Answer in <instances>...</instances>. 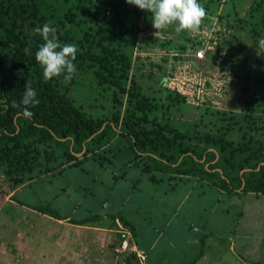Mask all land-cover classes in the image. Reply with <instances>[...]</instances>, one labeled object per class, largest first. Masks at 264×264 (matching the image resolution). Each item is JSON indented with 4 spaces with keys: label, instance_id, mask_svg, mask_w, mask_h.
Returning <instances> with one entry per match:
<instances>
[{
    "label": "rangeland",
    "instance_id": "obj_1",
    "mask_svg": "<svg viewBox=\"0 0 264 264\" xmlns=\"http://www.w3.org/2000/svg\"><path fill=\"white\" fill-rule=\"evenodd\" d=\"M198 2L206 17L195 33L177 32L176 25L156 30L151 13L145 11L132 18L137 44L126 48L131 57L127 87L137 86L153 105L149 126L158 123L197 134L233 128L228 138L235 143L264 144V88L255 81L256 59L264 54L259 45L264 38V0ZM53 10L62 15L60 5ZM92 17L83 18L96 31L101 19ZM85 31L78 29V39ZM199 51L204 58L197 56ZM75 65L70 80L58 78L60 89L92 117L114 123L119 115L122 127L130 113L128 97L122 98L123 105L116 102L117 91L99 82L98 65ZM52 147L40 168L21 176L19 186L0 168V264H148L147 253L140 251L144 248L152 263L182 261L192 256L186 246L171 252L169 244L176 239L180 244L189 225L195 227L188 232L192 234L209 222L214 208L231 212L211 219L215 230L243 221V227L256 231L264 251V205L252 203L250 196L224 192L219 202L216 188L194 177L157 175L154 182L140 168L127 167L129 145L114 133L70 164ZM51 168L54 171L47 173ZM39 206L64 219L95 221L76 227L71 219L56 221L32 209ZM243 208L245 215L236 216ZM122 231L129 233L127 251L120 248ZM149 246H154L152 252ZM263 251L259 249L260 257ZM219 255V249L211 251L206 263H215Z\"/></svg>",
    "mask_w": 264,
    "mask_h": 264
},
{
    "label": "trees",
    "instance_id": "obj_2",
    "mask_svg": "<svg viewBox=\"0 0 264 264\" xmlns=\"http://www.w3.org/2000/svg\"><path fill=\"white\" fill-rule=\"evenodd\" d=\"M59 5L61 16L53 10ZM90 14L101 19L96 22V31L83 18ZM142 14L126 0H0V168L19 186L23 183L21 176L42 166V158L48 157L52 145L70 164L77 155L92 145L104 144L114 133L129 145L132 157L127 167L140 168L154 182L157 175L194 177L229 195H264L263 143L237 144L228 138L233 128L226 133L197 134L158 123L149 126L153 105L137 86L128 88L126 84L131 66L126 48L137 44L132 18ZM49 22L61 43L82 47L78 48L75 64L98 65L99 82L117 91L116 102L123 105L122 98L128 97L130 113L122 127L119 115L113 117L114 123L92 117L60 89L58 78L43 79V70L35 60V51L43 40L32 30ZM78 29L86 30L81 39ZM25 48H30V54ZM256 68L255 81L264 88V54L257 57ZM26 82L39 99L36 106H28L30 115H25L20 105ZM230 122L239 124L234 119ZM32 209L55 220H66L46 206ZM71 221L85 226L95 219ZM134 258L137 260V255Z\"/></svg>",
    "mask_w": 264,
    "mask_h": 264
},
{
    "label": "clouds",
    "instance_id": "obj_3",
    "mask_svg": "<svg viewBox=\"0 0 264 264\" xmlns=\"http://www.w3.org/2000/svg\"><path fill=\"white\" fill-rule=\"evenodd\" d=\"M129 5L151 13L152 26L156 30L166 29L176 25V31L198 32L206 17L205 8L198 0H126ZM38 34L43 43L35 51V60L42 68L45 81L59 78L70 80L76 73L74 63L79 51L75 44L61 43L57 36L56 28L49 22L32 30ZM259 45L264 48V38L259 40ZM25 53L30 54V48H25ZM20 105L25 115H30L28 106H36L39 99L36 90L26 82ZM15 103V102H14Z\"/></svg>",
    "mask_w": 264,
    "mask_h": 264
},
{
    "label": "crops",
    "instance_id": "obj_4",
    "mask_svg": "<svg viewBox=\"0 0 264 264\" xmlns=\"http://www.w3.org/2000/svg\"><path fill=\"white\" fill-rule=\"evenodd\" d=\"M216 190L218 192L217 200L220 202L224 192L218 188H216ZM233 196L240 197L242 195ZM246 196H250L249 200L251 199L250 201H252V203H260V205H264V195L247 194ZM217 214H223L224 216L228 217L231 212L230 210L226 209L217 210V208H214L210 213V216L208 217L209 222H207L205 225L203 224L202 227H196L198 228L197 231L193 232L192 234H188V232H192L195 227L194 225H189L187 234L180 238V244L176 239L174 241H171V243L169 244V248L171 252L174 250L176 252L178 251V249L182 248V246L180 247V245H185L186 247L183 248H186V251H188V253H191L192 256H190V258H188V256H184L185 260L181 261L180 259H175L174 263L169 261L170 263L168 264H207L206 262L208 261L210 252L214 251L215 249H219L220 255L218 259H216V262L212 264H264V251L258 246L260 240L255 235L256 231L248 227H243V221H239L236 227H231L228 230H215V228L212 227L214 223H212L211 219ZM235 214H238L236 216H244V208L242 212L236 211ZM67 219L71 218H66V220ZM77 226L78 225H76V227ZM225 228H227V225L225 226ZM245 228L247 229L245 230ZM256 229L259 230L258 228ZM220 235H222V238ZM262 237L264 239V234L262 235ZM237 244L239 245L238 250ZM139 245L140 244L138 243V246H136L137 250ZM145 247H147V245ZM149 247L150 251L154 249V246ZM259 249L263 251V254L261 253V257L259 256ZM140 251L147 253L146 256L148 259V264H156L150 261L149 251L147 248L140 249Z\"/></svg>",
    "mask_w": 264,
    "mask_h": 264
},
{
    "label": "built area",
    "instance_id": "obj_5",
    "mask_svg": "<svg viewBox=\"0 0 264 264\" xmlns=\"http://www.w3.org/2000/svg\"><path fill=\"white\" fill-rule=\"evenodd\" d=\"M204 52H202V51H199L198 52V54H197V56L199 57V58H204ZM121 249L123 250V251H127V250H129L130 248V244H129V233H127V231H122L121 233Z\"/></svg>",
    "mask_w": 264,
    "mask_h": 264
}]
</instances>
